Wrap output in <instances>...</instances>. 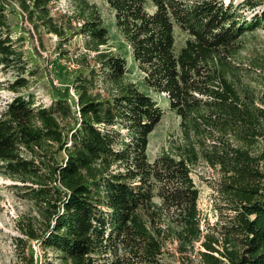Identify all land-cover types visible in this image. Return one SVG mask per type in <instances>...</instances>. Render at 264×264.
Masks as SVG:
<instances>
[{"label":"trees","instance_id":"16d2710c","mask_svg":"<svg viewBox=\"0 0 264 264\" xmlns=\"http://www.w3.org/2000/svg\"><path fill=\"white\" fill-rule=\"evenodd\" d=\"M58 1L0 0V65L17 71L8 85L15 95L0 109V176L22 184L43 223L17 240L25 264H37L32 240L59 264H175L168 244L176 245L177 259H187L198 242L201 264H264V149L250 151L264 138V110L244 101L229 78L241 38L264 25V0H103L142 86L165 94L180 119L184 142L152 161L148 136L161 108L126 79L127 61L107 48L99 11L72 0L71 14L54 16ZM257 7L250 20L243 17ZM7 12L19 19V31L25 19L61 45L68 34L83 37L85 63L91 56L94 65L68 79L75 99L57 95L45 107L21 94L28 86L23 73L33 72L17 45L25 37L12 38ZM175 28L187 36L179 49ZM216 136L234 144L207 147ZM200 160L228 177L221 186L233 216L221 239L202 229L191 177Z\"/></svg>","mask_w":264,"mask_h":264},{"label":"rangeland","instance_id":"374dc122","mask_svg":"<svg viewBox=\"0 0 264 264\" xmlns=\"http://www.w3.org/2000/svg\"><path fill=\"white\" fill-rule=\"evenodd\" d=\"M72 0H59L52 14H71ZM93 5L100 13L102 20L108 30L107 48L125 57L127 61L126 79L136 83L139 88L146 91L161 108L163 114L154 130L148 136L146 153L148 159L152 161L161 153H172L174 149L184 142L180 128V119L169 110L168 101L165 94L156 93L145 89L142 84V74L133 63L130 49L124 41L120 32L113 23V14L103 0H86ZM235 4L241 0H234ZM72 4V5H71ZM17 9V8H16ZM260 7L256 9L243 10V17L250 20L254 13H258ZM7 17L14 31L12 38L16 39L19 34H23L25 40L18 43L21 46L27 61L26 70L33 72L32 75L23 73L28 79V86L22 89L21 94H29L33 97L35 105L48 107L51 101L58 95L75 99L76 93L73 91L68 79L72 78L78 69L87 71L94 65L91 56H88L87 63L82 55L83 37L80 35L68 34V41L59 44V39L52 33L41 31L34 33L30 24L23 19L21 31H19V19L12 13L7 12ZM73 26H79L80 20L73 19ZM25 28V29H23ZM175 48L179 49L187 36L177 28L174 31ZM241 48L232 60L235 66L230 80L233 82L239 95L251 106L264 110V25L257 26L254 30L248 31L240 40ZM91 66V67H90ZM17 75L15 69H5L0 65V109L9 102L14 93L8 89V85ZM103 94L105 92L103 91ZM264 119H261V123ZM216 136L213 139L207 138V147L217 144H234L230 137H222V141ZM264 149V138L259 137L250 151L258 154ZM219 150V149H218ZM192 180L199 191L197 209L200 214L202 229L209 231L216 238L221 239L224 227L230 223L233 212L229 209L231 195L222 191V184L227 182V175L219 165H211L205 160H200L192 167ZM20 182H16L4 176H0V264H25L21 255V246L18 239L26 241L23 231L28 227L35 230L42 228V221L38 208L24 196L23 187ZM29 249L33 251L34 260L37 264H59L55 253L47 251L43 253L37 241H27ZM20 245V246H19ZM175 244H168L166 249L175 258V264H201L197 251L203 250L200 242L195 243L194 251L186 253L187 259H177L178 253ZM27 256V249L24 250ZM45 256V257H44Z\"/></svg>","mask_w":264,"mask_h":264}]
</instances>
